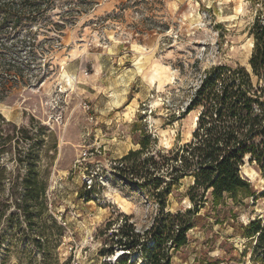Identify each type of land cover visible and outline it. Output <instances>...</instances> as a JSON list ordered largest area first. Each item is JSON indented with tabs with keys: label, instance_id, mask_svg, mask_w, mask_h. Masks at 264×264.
I'll return each mask as SVG.
<instances>
[{
	"label": "rangeland",
	"instance_id": "374dc122",
	"mask_svg": "<svg viewBox=\"0 0 264 264\" xmlns=\"http://www.w3.org/2000/svg\"><path fill=\"white\" fill-rule=\"evenodd\" d=\"M263 3H57L52 16L63 28L50 32L54 40L39 35L31 80L0 101L2 117L18 126L33 122V133L44 138L35 142V165L46 183L43 198L26 201L28 214L17 205L24 203L20 196L10 197L7 188L0 193V264H117L123 250L114 247L110 254L109 247L123 215L143 234L159 213L153 196L114 168L117 160L139 148L135 141L143 129L150 134L151 149H170L191 139L199 110L185 112L186 106L211 66L241 64L250 70L249 27ZM25 52L20 51L23 59ZM155 68L159 78L151 82ZM252 80L257 83L255 76ZM20 146L26 151L29 142ZM53 146L54 153L48 150ZM240 173L254 189L264 187L247 157ZM191 183L185 177L173 188L166 211L191 207L186 196ZM263 206L261 198L254 202L224 194L215 203L208 195L193 216L187 243L173 252L170 264H264L250 257L251 240L238 232ZM130 255L134 262L127 264H148L140 249Z\"/></svg>",
	"mask_w": 264,
	"mask_h": 264
},
{
	"label": "trees",
	"instance_id": "16d2710c",
	"mask_svg": "<svg viewBox=\"0 0 264 264\" xmlns=\"http://www.w3.org/2000/svg\"><path fill=\"white\" fill-rule=\"evenodd\" d=\"M60 1L0 0V101L12 89L31 80L28 71L32 56L41 49L39 35L54 40L50 32L63 28L52 16ZM249 34L253 38L250 70L241 64H217L205 71L185 108V112L199 110L189 141L170 149H151L150 134L143 129V135L135 141L139 148L117 160L114 168L118 173L147 190L159 207L158 215L143 234L123 215L109 247L110 254L114 247L123 250L115 260L117 264H127L130 253L137 249L147 257L148 264H170L173 252L187 243V232L195 226L193 216L208 195L215 203L224 194L233 199L242 195L254 202L264 199V187L254 189L240 173L247 157L264 184V8L249 27ZM21 50H26L24 59ZM34 127L33 122L18 126L0 114V193L7 188L10 197L20 196L24 203L17 205L26 214L30 208L26 201L43 198L46 190L35 165V142L44 138L33 133ZM21 141L29 142L26 151L20 146ZM55 149L56 146L48 147L53 153ZM5 159L14 165L8 166ZM185 177L192 179L186 191L191 207L166 211L169 194ZM238 232L251 240L250 257L264 260V206L262 213L240 225ZM148 242H152V247Z\"/></svg>",
	"mask_w": 264,
	"mask_h": 264
},
{
	"label": "bare ground",
	"instance_id": "6f19581e",
	"mask_svg": "<svg viewBox=\"0 0 264 264\" xmlns=\"http://www.w3.org/2000/svg\"><path fill=\"white\" fill-rule=\"evenodd\" d=\"M158 72H159V69L155 68V69L150 73V77H149V78H150L151 82L154 81L155 79L159 78ZM67 79H68V81H70L69 78H67ZM70 82H71V81H70ZM195 118H196V119H195ZM196 120H197V115H195L194 118H193V123H192L193 127H195V125H196Z\"/></svg>",
	"mask_w": 264,
	"mask_h": 264
}]
</instances>
